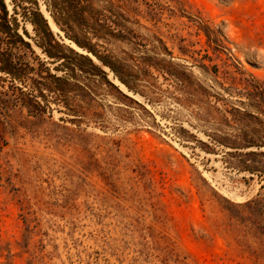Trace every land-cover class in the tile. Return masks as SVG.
<instances>
[{
    "label": "rangeland",
    "instance_id": "1",
    "mask_svg": "<svg viewBox=\"0 0 264 264\" xmlns=\"http://www.w3.org/2000/svg\"><path fill=\"white\" fill-rule=\"evenodd\" d=\"M11 1L0 264H264V0Z\"/></svg>",
    "mask_w": 264,
    "mask_h": 264
},
{
    "label": "trees",
    "instance_id": "2",
    "mask_svg": "<svg viewBox=\"0 0 264 264\" xmlns=\"http://www.w3.org/2000/svg\"><path fill=\"white\" fill-rule=\"evenodd\" d=\"M86 8V5L84 4V0H49V11L51 12L55 22L60 23V20L69 21L74 20L82 13L83 9ZM8 9L5 4V0H0V21H3L1 23L0 33L8 34L7 33V23H8ZM46 22V20H45ZM33 24H36L33 22ZM47 26V25H46ZM77 44L82 46L78 41H76ZM26 46H29L27 43H25ZM85 48H87L90 52H92L97 58H99L104 65L110 66L109 63L100 55H98L94 49L90 45H85ZM70 52L76 54L73 50H70ZM49 57H55L52 53H47ZM66 65V64H65ZM68 68V67H67ZM99 74L106 79L107 73L101 68L98 67ZM71 70V69H70ZM8 72V71H7ZM253 92L250 95L251 103H249V107L251 109L256 110V112L259 114L258 116H262V118L257 117L252 114L248 113H242L238 111L243 117L249 116L250 119L257 124L258 132H261L264 134V87L260 84H256L253 88ZM249 147H257L258 149L264 148V141H253V140H245L243 139L240 141V144L237 145L236 148L238 149H246ZM264 154V153H261ZM260 154L258 153H250L251 157H256ZM253 165H244V169L250 172L260 171L264 172V165H260L259 163H252Z\"/></svg>",
    "mask_w": 264,
    "mask_h": 264
},
{
    "label": "built area",
    "instance_id": "3",
    "mask_svg": "<svg viewBox=\"0 0 264 264\" xmlns=\"http://www.w3.org/2000/svg\"><path fill=\"white\" fill-rule=\"evenodd\" d=\"M11 2H12L11 0H5V4L7 6V9L10 8Z\"/></svg>",
    "mask_w": 264,
    "mask_h": 264
},
{
    "label": "bare ground",
    "instance_id": "4",
    "mask_svg": "<svg viewBox=\"0 0 264 264\" xmlns=\"http://www.w3.org/2000/svg\"><path fill=\"white\" fill-rule=\"evenodd\" d=\"M47 15V14H46ZM50 18V22L53 24V26H54V23L52 22V20H51V17H49Z\"/></svg>",
    "mask_w": 264,
    "mask_h": 264
}]
</instances>
